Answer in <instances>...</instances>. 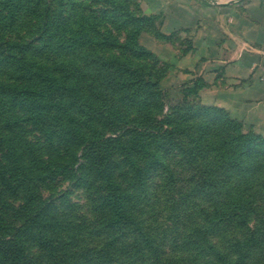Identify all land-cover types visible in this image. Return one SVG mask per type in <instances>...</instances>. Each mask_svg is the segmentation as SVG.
<instances>
[{"label": "rangeland", "instance_id": "1", "mask_svg": "<svg viewBox=\"0 0 264 264\" xmlns=\"http://www.w3.org/2000/svg\"><path fill=\"white\" fill-rule=\"evenodd\" d=\"M77 1H81V7L88 9V12L73 14L68 6L69 10L65 9L68 13L63 15L69 19L64 22V30L62 34L59 33V38L69 43L70 38L77 37L78 33L82 34V30L77 29L79 26L84 25L88 30L94 24L96 27L95 29L92 27L93 30L90 32L96 42L102 43L106 36H110L121 44L129 45L128 47L133 50H144L145 54L140 55L139 51L132 53L117 48L98 47L91 50H96L100 58H121L129 62L133 68L155 73L160 85L158 90L150 89L152 94L146 90L141 93H130L129 90L122 93H107L105 95L108 102H105L101 93L97 106L104 103L118 111L114 114H105L104 111L102 112L104 115L96 119L94 114L95 112L97 114L100 108L97 107L98 109L92 112L93 115H90V119L95 118V122L91 121V124L87 123L86 126L79 123L81 133L92 136L91 134L96 131L106 139L112 140L120 137L122 141L120 145L112 144L93 152L85 150L84 145L74 172L70 168L66 173L42 175L40 169L34 166L33 174L39 175L40 178L34 181L33 186L38 197L33 203L26 204L23 195L25 191L20 190L18 197L8 192L7 195L0 197V264H12L9 259H17L19 262L16 264H264V202L260 201L261 209L257 214L244 216L247 220L246 226L245 223L242 226L239 220L223 219L217 222L218 219L212 215V208L222 203L227 209L230 204L221 199L218 202V197H212L217 199L214 202L204 199V196H197L195 189L199 186V174L200 170H204V163L202 161L183 163L182 159L188 152L186 142L177 141L174 144L156 134L154 119L153 124L149 126L154 134L150 132L145 140H141L142 132L134 129V126L139 124L138 128L142 131V125H147L149 115L157 118L156 120H162L163 116L175 111L172 108L184 101L196 105L197 97L179 87L181 82L178 81V72L169 68L173 62V52L182 57L188 54L197 39L200 41L204 38L207 45L212 38L213 42L228 45L236 53L238 38L249 36L248 32L254 29V26L248 28L244 24L261 22L263 19L262 9L260 11L258 7L264 5V0H208L212 4L227 5L231 8L230 13H222L212 7V11L205 10L198 4L195 12L183 13L181 10L184 8L176 4L171 5L170 0H121L130 8L133 21L117 13L102 12L107 9L102 3L92 4L90 0ZM8 4H10L8 0H0V58L7 57L6 51L9 48L4 46L7 42L13 44L32 40L33 36H37H31L34 29L42 25L40 18L35 19L28 13L11 15L12 8ZM53 8L57 11L52 12L55 24L63 7L57 3ZM194 15L196 21H210L207 22L206 29L193 28L184 32L171 28L182 22L191 21ZM11 16L17 20L16 23L12 22ZM219 21L223 23L222 28L216 26ZM262 23H258L257 30H261ZM199 31L201 34L198 35ZM237 32L241 38L236 36ZM228 33L233 37L230 41L227 40ZM198 40L197 44L200 43ZM27 57L51 66L49 68H53V63L69 64L76 60L70 53L57 56L36 52ZM12 74H16V71L7 69V78L0 82L7 84ZM90 74L92 80L95 76L94 71ZM86 79L85 85L91 84ZM98 85L100 92H104L105 87L100 86V81ZM84 90L86 95H90L88 89ZM159 93L164 97L163 110L159 108L161 102L157 96ZM125 94H128L129 99ZM96 97H99L98 94ZM131 98L140 100L135 103L130 100ZM4 104L8 110L9 103ZM83 112L84 110L78 111V116L81 117ZM15 113L22 115V112ZM84 113L88 114V111L85 110ZM71 125L69 124L68 128H71ZM51 128L56 127L53 124ZM23 130L36 150L46 156L44 154L48 151L47 136L40 133L32 124H23ZM2 142L0 162L4 164V160L9 161L14 156L6 147L7 141L3 139ZM93 157L97 162L101 161L102 169L108 166L117 169L114 173L115 186L121 192L125 191L127 199L130 196L128 220H122L117 228L111 229L115 223L112 221L113 214L107 207L110 194L106 191L102 169L100 172L95 171ZM30 158L28 156V160ZM217 161L209 159L206 165ZM13 168L14 166L7 165V170ZM78 174H81V178H78ZM11 185L18 189L22 186L29 188L22 179L19 184L13 180ZM3 189L0 185V192ZM215 190L217 191V188ZM51 198L52 201L43 215L26 220L41 203ZM6 205L9 208L5 207ZM202 207L209 208L211 215L204 216ZM23 208L25 210H22ZM19 226H25L24 231L14 235L15 237L9 241L13 230ZM44 238L50 239L47 246L40 242ZM14 242L23 249L19 255L13 250ZM157 255L162 259L160 262L156 260ZM239 256H242L241 263Z\"/></svg>", "mask_w": 264, "mask_h": 264}, {"label": "trees", "instance_id": "2", "mask_svg": "<svg viewBox=\"0 0 264 264\" xmlns=\"http://www.w3.org/2000/svg\"><path fill=\"white\" fill-rule=\"evenodd\" d=\"M90 1L92 4L102 3L105 5L107 9L102 12L117 13L122 17H128L132 21L134 19L130 8L123 4L121 0ZM8 3L12 8L11 15L23 12L28 13L30 16L33 15L35 19L40 18L42 20L41 27L34 29L31 34V36H37H33L32 40L13 42V44L7 42L4 45L9 48L6 51L7 57L0 58V81L7 78V69L16 71V74H12L13 76L7 80V84L0 82V145L5 139L7 149L14 156L9 161L4 160V164L0 162V185L4 188L0 192V197L7 195V192L10 195L14 193L18 197L20 191H25L23 195L27 204L29 202L33 203L38 197L33 185H35V179H39L40 176L37 174L34 176V166L40 169L42 175H53L57 172L66 173L70 168L74 172L80 159L79 153L82 152L84 145L85 150L92 152L112 144L115 146L120 145V142H122L120 137L112 140L106 139L105 136L96 131L91 134L92 136L81 133L79 123L86 126L87 123L91 124V121L95 122V118L90 119V115H93L92 112L95 111L94 109H98L97 107L100 108L98 109L99 112L97 110V114L96 112L94 114L97 117L96 119L103 116L104 113L114 114L118 111L116 108L106 106L107 104L104 103L97 106L96 103L100 99L101 93L104 95L105 102H108L107 95H105L107 93H122L128 90L130 93H141L144 90L151 92V88L158 90L160 83L155 73L151 71L133 68L129 62L121 58H100L95 52L96 50H91V48L98 47L104 49L117 48L132 53L139 51L140 55L145 54L144 50H133L128 47L129 45L121 44L110 36H106L102 43L96 42L91 37L90 32L93 28L95 29L94 24L88 30L84 25L79 26L77 29L82 30V34L78 33L77 37L70 38L69 43L64 41L63 38H59V33L62 34L64 30V22L69 19L63 13L67 14L69 7L73 14L88 12V9L81 7V1L8 0ZM57 3L63 7V10L59 13L54 24L55 20L53 21L52 12H57L53 8ZM66 8L68 10H65ZM11 19L12 22H17L14 16H11ZM65 28L67 27L65 26ZM35 31H37V34H35ZM85 48L90 51H86ZM36 52H41L42 55L52 54L57 56L70 53L74 55L76 60L74 59L69 64L64 62L53 63V68H49L51 66L35 62V60L27 57V55ZM91 71H94L95 74L92 80L89 76ZM86 75H88V79H86ZM85 79L91 84L85 85ZM99 81L100 86L105 87L104 92H100ZM84 89H88L90 95H86ZM186 91L195 96L198 95L196 90ZM96 94L99 97H96ZM128 94H125L126 97ZM159 95H157L161 101L159 108L163 110L162 100H164V97L160 93ZM130 100L137 103L140 99L135 98L134 100L131 98ZM6 102L9 103L8 110H6V104H4ZM172 109H175V111L163 116L162 120H156L157 118L149 115L147 125H142L144 132L138 128L139 124H136L134 129L136 131L140 130V133L142 132L141 140H145L152 131L149 126L153 124L154 119L156 134L163 136V139L174 144L177 141L186 142L189 153L186 152V155H184L183 163L189 164L192 161H202L204 163V170H200L201 173L199 174V186L195 189L197 196H204V199H210L214 202L217 199L212 197H218V202L220 199L228 201L230 206L227 209L222 203L212 208V215L218 219L217 222L223 221V219L227 221L239 220L242 226H244V223L246 226L247 220L244 216L257 214L261 209L259 207L260 201L264 202V139L251 132L245 133L240 122L231 119L225 111L217 108L191 105L184 101ZM82 110L84 112L85 110L88 111V114L83 112L80 117L77 112ZM15 112H22V115ZM102 112L104 113L102 114ZM23 124H32L40 133L47 136L48 151L47 154H44L46 156L39 153L27 139ZM53 124L56 127L54 129L51 128ZM69 124H72L73 128H68ZM144 126L147 127L143 128ZM49 130L52 132H49ZM28 156L31 157L29 160ZM112 158H114V154H112ZM209 159L218 160L217 162L220 165L217 162L206 165ZM93 162L96 168L95 171L100 172L102 169L101 161L99 163L93 157ZM7 165L14 166L13 170H7ZM108 167H103L101 174L104 175L106 191L110 194L107 199V207L113 214V223L116 224L112 225L111 229H113L114 227L117 228L122 220H128V206L131 203L129 202L130 196L127 199L125 191L122 190L121 192L115 186L114 173L117 169L111 166ZM213 168L217 169L213 170ZM78 178H81V174H78ZM20 179L24 180L29 188L22 186L18 189L11 185L13 180L19 184ZM215 188H217V191ZM213 190L215 191L213 192ZM51 201L52 198L41 203L40 207L27 216L26 220L43 215ZM5 207L9 208L8 205ZM202 209L204 216L211 215L209 208L202 207ZM22 210H25V208ZM22 226L13 230L9 241L15 237L14 235L24 231L25 226ZM37 231L41 235L40 230L37 229ZM40 242L42 245L47 246L46 244L50 243V239L44 238ZM12 244H14L13 250L17 251L18 255L23 252L20 245L15 242ZM243 259H246L245 255ZM55 260L57 259L55 258ZM156 260L160 262L162 259L157 255ZM9 261L12 264L19 262L17 259H9ZM241 262L242 256H239V263Z\"/></svg>", "mask_w": 264, "mask_h": 264}, {"label": "crops", "instance_id": "3", "mask_svg": "<svg viewBox=\"0 0 264 264\" xmlns=\"http://www.w3.org/2000/svg\"><path fill=\"white\" fill-rule=\"evenodd\" d=\"M170 2L171 5L183 7V13L195 12L196 4L205 10L212 11V7L222 13L231 11L225 4H212L208 0ZM258 9H262L263 19L261 22L244 24L248 28L254 26L248 32L249 36L241 38L237 32L236 36L241 39L238 38L236 42V53L228 45L214 43L212 38L207 45L204 38L200 41L197 39L200 43L197 44L196 40L188 54L180 57L172 53L173 62L169 68L178 72L180 88L198 92L196 105L223 110L231 119L243 125L245 133L251 132L264 139V5ZM195 17L171 28L184 32L193 28L206 29L210 21H196ZM258 23H262L261 30H257ZM216 26L222 28L223 23L219 21ZM228 35V41L233 39L231 33Z\"/></svg>", "mask_w": 264, "mask_h": 264}]
</instances>
